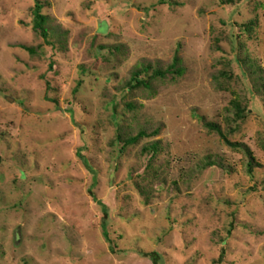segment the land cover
Returning <instances> with one entry per match:
<instances>
[{"label": "rangeland", "instance_id": "rangeland-1", "mask_svg": "<svg viewBox=\"0 0 264 264\" xmlns=\"http://www.w3.org/2000/svg\"><path fill=\"white\" fill-rule=\"evenodd\" d=\"M42 2L0 0V264H264V0Z\"/></svg>", "mask_w": 264, "mask_h": 264}, {"label": "trees", "instance_id": "trees-1", "mask_svg": "<svg viewBox=\"0 0 264 264\" xmlns=\"http://www.w3.org/2000/svg\"><path fill=\"white\" fill-rule=\"evenodd\" d=\"M223 3H227L228 0H221ZM45 7V4L44 2H42V0H36V4L35 6L33 7V16H34V30L39 32L44 38L46 41H49V37H50V29L46 26V23H47V20H48V17L43 13V9ZM24 48H26L27 50H29L30 52H35V49L33 47H29V46H23ZM179 61V57L176 56L175 58V62L172 64V68H175V66L177 65ZM150 66H145L144 68H141V69H138L132 76V83L133 82H137L138 84H146L145 82H141V80L139 79L140 75L143 73V72H148L150 70ZM170 71V68L167 69L166 71H162V70H154L153 72V75L152 77H158V76H161V77H164L165 75H167ZM131 83V82H130ZM246 113H247V110L243 107V108H237V112H236V117L237 118H241V119H244L246 117ZM207 125L213 129V130H217L218 133L223 137V139L225 140V142L230 145V146H233L235 148L237 147H241V146H244V144L240 143V142H233L231 141L229 138H227L226 134L222 131L221 127L216 124V123H207ZM159 132L158 129L152 131L151 134H149L146 130L142 129L139 131V133L137 135H129L128 137L124 138V146L123 148H126L129 144H134L136 142H138L142 137L144 136H149V135H155ZM246 147V146H245ZM145 150H150V148L152 150H155L157 151V149L159 148V142L158 141H154L148 145H145ZM248 149V147H246ZM248 154L250 155V161H249V170L250 172H252L253 168H254V157L251 153L250 150H248ZM2 158L0 156V162H1ZM212 161H210L208 164H211ZM144 256L146 257H150L152 258L155 263L157 262V259H158V254L157 252H152V253H149V254H143ZM224 255V253H223Z\"/></svg>", "mask_w": 264, "mask_h": 264}]
</instances>
